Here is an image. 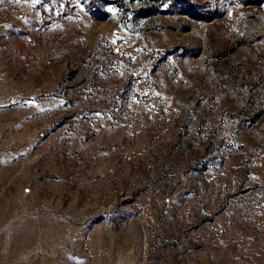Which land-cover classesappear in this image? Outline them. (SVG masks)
<instances>
[{
  "label": "rangeland",
  "instance_id": "1",
  "mask_svg": "<svg viewBox=\"0 0 264 264\" xmlns=\"http://www.w3.org/2000/svg\"><path fill=\"white\" fill-rule=\"evenodd\" d=\"M0 264H264V0H0Z\"/></svg>",
  "mask_w": 264,
  "mask_h": 264
}]
</instances>
